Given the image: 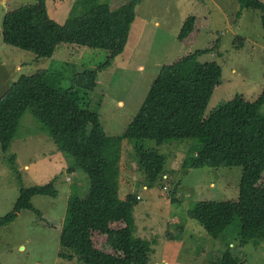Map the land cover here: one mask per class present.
<instances>
[{
	"label": "trees",
	"instance_id": "obj_1",
	"mask_svg": "<svg viewBox=\"0 0 264 264\" xmlns=\"http://www.w3.org/2000/svg\"><path fill=\"white\" fill-rule=\"evenodd\" d=\"M46 1L37 0L35 5L9 11L2 23L3 42L33 54L36 60H51L64 43L109 53L106 64L76 74L65 90L53 85L46 70H38L21 75L0 95L3 152L7 153L21 118L30 109L60 152L74 161L76 170L89 177L88 195L72 197L68 203L61 247L72 254L60 257L80 264H151L152 244L137 239L133 233L135 207L140 199L133 194L125 200L120 198L123 145L134 142L138 168L153 187L166 177V161L155 151L144 150L142 144L152 141L161 146L173 140H199L203 147L196 158L186 161L185 170L241 167L242 178L237 200L199 201L191 217L214 240H219L238 217V245L229 244L225 252H217L212 264H244L245 248L252 242L264 243V91L254 102L237 96L206 115L221 85L223 70L217 63L200 62L215 48L187 54L161 68L126 132L111 137L101 115L91 109L92 94L98 88L100 74L125 54L137 8L143 0H127L117 9L111 2L83 0L80 12H72L64 24L49 16ZM239 3L241 9L260 11L264 28V1ZM202 31V19L190 16L178 40L191 48ZM244 43V38L237 37L233 46L240 50ZM38 196L56 200L60 194L54 183L23 189L14 209L0 217V228L13 223L25 211L41 215L32 204ZM96 236L104 241L102 246H98Z\"/></svg>",
	"mask_w": 264,
	"mask_h": 264
},
{
	"label": "rangeland",
	"instance_id": "obj_2",
	"mask_svg": "<svg viewBox=\"0 0 264 264\" xmlns=\"http://www.w3.org/2000/svg\"><path fill=\"white\" fill-rule=\"evenodd\" d=\"M81 1L47 0L49 16L64 24L72 12H80ZM98 2H111L117 9L127 0ZM36 3L37 0L0 1V95L21 75H32L38 70H46L53 85L65 90L76 74L96 70L108 61L106 51L65 43L58 46L51 60H36L33 54L3 42L1 30L7 13ZM190 16H199L203 21L202 34L191 48L178 40L179 31ZM132 32L125 54L100 74L98 88L92 94L91 109L101 115L111 137L126 132L161 68L187 54L215 48L211 54L202 56L200 62L217 63L223 70L221 85L206 115L237 96L254 102L264 91L261 13L241 9L239 0H143L137 8ZM237 37L245 39L240 50L233 46ZM10 63L13 66L7 67ZM15 64L22 66L19 71L15 70ZM202 147L199 140H173L161 146L152 141L143 143L144 150L155 151L166 161V177L150 187L146 174L138 168L134 142L123 145L120 198L125 200L133 194L140 199L135 207L133 233L137 239L152 244L151 264H212L217 252H225L229 244L238 245L241 230L238 217L219 240L209 237L191 217L199 201L237 200L242 178L241 167L185 170L186 161L196 158ZM52 183L59 191V199L38 196L32 200L41 215L25 211L13 223L0 228V264H80L75 259L60 257L72 254L61 247V235L68 203L72 197L88 195L89 177L76 170L74 161L60 152L28 109L7 153L0 145V217L14 209L23 189ZM95 240L102 246L101 237L96 236ZM244 252V264H264V243L252 242Z\"/></svg>",
	"mask_w": 264,
	"mask_h": 264
},
{
	"label": "crops",
	"instance_id": "obj_3",
	"mask_svg": "<svg viewBox=\"0 0 264 264\" xmlns=\"http://www.w3.org/2000/svg\"><path fill=\"white\" fill-rule=\"evenodd\" d=\"M179 32H180V31H179ZM132 33H133V32H132ZM178 35H179V34H178ZM6 66H7V67H12L13 65L10 63L9 66H8L7 64H6ZM21 67H22V66H20V64H19V65L15 64V70H16V71H19V70L21 69ZM141 70H143L142 67H141ZM122 103H123V102H120V105H123Z\"/></svg>",
	"mask_w": 264,
	"mask_h": 264
},
{
	"label": "water",
	"instance_id": "obj_4",
	"mask_svg": "<svg viewBox=\"0 0 264 264\" xmlns=\"http://www.w3.org/2000/svg\"><path fill=\"white\" fill-rule=\"evenodd\" d=\"M7 15H8V13H7ZM7 15H6V16H7Z\"/></svg>",
	"mask_w": 264,
	"mask_h": 264
}]
</instances>
